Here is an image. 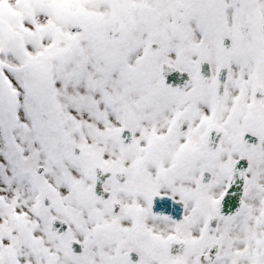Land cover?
<instances>
[{
	"label": "snow or ice",
	"instance_id": "obj_1",
	"mask_svg": "<svg viewBox=\"0 0 264 264\" xmlns=\"http://www.w3.org/2000/svg\"><path fill=\"white\" fill-rule=\"evenodd\" d=\"M0 264H264V0H0Z\"/></svg>",
	"mask_w": 264,
	"mask_h": 264
}]
</instances>
